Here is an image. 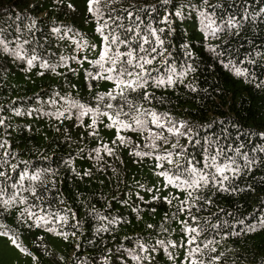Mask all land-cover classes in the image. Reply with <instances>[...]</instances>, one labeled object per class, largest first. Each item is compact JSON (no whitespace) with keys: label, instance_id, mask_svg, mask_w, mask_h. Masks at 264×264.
Masks as SVG:
<instances>
[{"label":"trees","instance_id":"trees-1","mask_svg":"<svg viewBox=\"0 0 264 264\" xmlns=\"http://www.w3.org/2000/svg\"><path fill=\"white\" fill-rule=\"evenodd\" d=\"M0 234L37 264H264V0H0Z\"/></svg>","mask_w":264,"mask_h":264},{"label":"rangeland","instance_id":"rangeland-1","mask_svg":"<svg viewBox=\"0 0 264 264\" xmlns=\"http://www.w3.org/2000/svg\"><path fill=\"white\" fill-rule=\"evenodd\" d=\"M105 47L94 40L90 42V46L84 48L80 53V58L84 61L86 68H91L97 61L103 58ZM102 87H107L108 90L115 85V80L111 77L104 78L101 81ZM161 174L159 171L153 177ZM152 176V175H151ZM171 195L170 188H160L157 190V195ZM0 264H37L32 255L26 250L18 247L13 238L7 235L0 234Z\"/></svg>","mask_w":264,"mask_h":264}]
</instances>
